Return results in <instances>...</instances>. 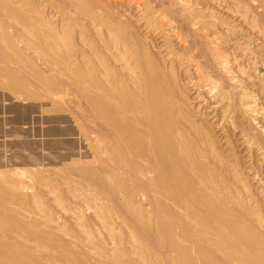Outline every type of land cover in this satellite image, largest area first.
I'll return each instance as SVG.
<instances>
[{"label":"rangeland","instance_id":"obj_1","mask_svg":"<svg viewBox=\"0 0 264 264\" xmlns=\"http://www.w3.org/2000/svg\"><path fill=\"white\" fill-rule=\"evenodd\" d=\"M123 63L165 81L164 104L175 103L201 162L264 221V0H0V70L30 105L0 161L7 255H77V244L111 238L128 246L122 196L90 181L109 180L98 156L116 143L77 82L130 74Z\"/></svg>","mask_w":264,"mask_h":264},{"label":"bare ground","instance_id":"obj_2","mask_svg":"<svg viewBox=\"0 0 264 264\" xmlns=\"http://www.w3.org/2000/svg\"><path fill=\"white\" fill-rule=\"evenodd\" d=\"M81 6L79 13L90 15L87 5ZM70 65L65 71L74 75ZM130 71L104 69L101 78L92 73L77 80L108 126L102 132L116 143L98 156L107 184L94 176L90 181L113 186V195L122 196L132 232L126 249L111 238L112 247L106 241L77 244V255L14 258L0 239V264H264V221L251 197L234 192L201 162L205 156L178 124L175 103L164 104L165 81L141 80L139 72Z\"/></svg>","mask_w":264,"mask_h":264},{"label":"crops","instance_id":"obj_3","mask_svg":"<svg viewBox=\"0 0 264 264\" xmlns=\"http://www.w3.org/2000/svg\"><path fill=\"white\" fill-rule=\"evenodd\" d=\"M18 79L12 75L5 76L0 70V155L3 161L6 156V148H10V142L19 135V121L21 109L28 110L29 103H20V90ZM26 113V112H25ZM15 125V126H14Z\"/></svg>","mask_w":264,"mask_h":264}]
</instances>
